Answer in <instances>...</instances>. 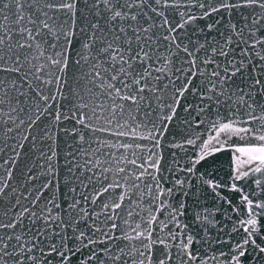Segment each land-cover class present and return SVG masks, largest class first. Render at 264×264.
<instances>
[{
  "label": "snow or ice",
  "instance_id": "1",
  "mask_svg": "<svg viewBox=\"0 0 264 264\" xmlns=\"http://www.w3.org/2000/svg\"><path fill=\"white\" fill-rule=\"evenodd\" d=\"M0 264H264V0H0Z\"/></svg>",
  "mask_w": 264,
  "mask_h": 264
}]
</instances>
